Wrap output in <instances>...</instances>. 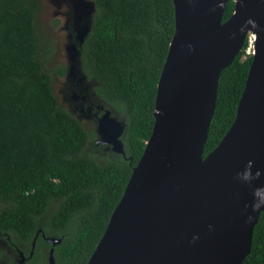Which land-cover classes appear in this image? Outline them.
Wrapping results in <instances>:
<instances>
[{"label": "trees", "instance_id": "1", "mask_svg": "<svg viewBox=\"0 0 264 264\" xmlns=\"http://www.w3.org/2000/svg\"><path fill=\"white\" fill-rule=\"evenodd\" d=\"M91 26L78 55L79 74L112 115L123 118L124 155L97 143L96 126L85 127L63 105L47 59L50 43L37 24L39 0H0V233L19 264L17 247L38 262L61 237L55 264H85L121 197L154 120L159 73L174 31L172 0H93ZM234 1L226 2L222 20ZM247 39L218 77L217 96L203 154L232 123L252 55ZM78 88V87H77ZM80 93L87 94L82 86ZM91 96V95H90ZM82 104V103H80ZM84 106V104H83ZM1 251V250H0ZM241 264H264V208Z\"/></svg>", "mask_w": 264, "mask_h": 264}, {"label": "water", "instance_id": "2", "mask_svg": "<svg viewBox=\"0 0 264 264\" xmlns=\"http://www.w3.org/2000/svg\"><path fill=\"white\" fill-rule=\"evenodd\" d=\"M227 1L172 0L174 31L157 81L151 132L85 264H241L250 251L264 208V0H233L222 20ZM87 6L79 43L90 29L94 1ZM249 31L253 54L234 119L203 154L219 74ZM71 48L68 68L79 64L77 46ZM124 127L106 109L97 120V142L124 155ZM42 236L52 244L48 264H55L53 245L61 237ZM18 254L24 261L19 248Z\"/></svg>", "mask_w": 264, "mask_h": 264}, {"label": "rangeland", "instance_id": "3", "mask_svg": "<svg viewBox=\"0 0 264 264\" xmlns=\"http://www.w3.org/2000/svg\"><path fill=\"white\" fill-rule=\"evenodd\" d=\"M40 5L37 11L36 19L42 33L50 43L52 51L49 53L47 59L48 67L54 72L55 67L62 63L67 66L71 63V44H78L76 38L78 32V26L88 21V11L90 0H39ZM82 13L80 14V12ZM77 14L81 17V22L77 20ZM73 53V52H72ZM77 75V77H76ZM82 78L79 74L77 63L72 67L68 68L66 75H54L53 87L59 101L65 105L68 109L79 117L85 127L90 128L97 125L93 113L101 107H104L100 101L96 99L92 91L93 81L90 79H84L78 81L77 79ZM83 87L84 91L89 95V99L86 97L84 101V108L81 109L80 103L82 102L79 88ZM78 87V88H77ZM91 95V96H90ZM88 106H92V110L88 114ZM83 110V112H82ZM104 108H102V112ZM101 112V113H102ZM117 116V115H116ZM120 120L122 117L117 116ZM93 128V127H92ZM9 247L5 241L0 237V264H6L5 256L6 252L11 253ZM13 256L18 261L17 253ZM45 257L41 256L38 262H30V264H45Z\"/></svg>", "mask_w": 264, "mask_h": 264}, {"label": "bare ground", "instance_id": "4", "mask_svg": "<svg viewBox=\"0 0 264 264\" xmlns=\"http://www.w3.org/2000/svg\"><path fill=\"white\" fill-rule=\"evenodd\" d=\"M249 36H251L252 37V39H253V43H252V45H251V47H250V51H247V48H246V54H250V55H252L253 54V46H254V42H255V37H254V35L249 31L247 34H246V36H245V40H244V42H246V39H247V43L249 44ZM84 40V39H83ZM82 43V42H81ZM81 43H79L78 42V44H77V49H78V55H79V50H80V46H81ZM244 44V43H243ZM248 44H247V47H248ZM243 47V46H242ZM82 76V78L81 79H77L78 81H83L84 79H86L85 78V76L84 75H81ZM76 77H77V75H76ZM83 88V87H82ZM88 98L89 99V95L88 94H83V95H81V99H82V109L84 108V106H83V103H84V101H86V99L84 100V98ZM88 108V110H92V106H88L87 107ZM110 110V109H109ZM110 113L112 114V112H111V110H110ZM97 135H98V133H97ZM97 143H102V142H97ZM102 144H104L105 145V143H102ZM38 235V234H37ZM36 239H37V237H36ZM35 243H36V241H35ZM34 248H35V246H34ZM20 249V248H19ZM23 251V250H22ZM33 251H34V249H33ZM24 253V252H23ZM33 254V253H32ZM25 255V254H24ZM31 257V256H30ZM25 260H26V256H25V259H24V261H22V262H20V264H22V263H24L25 262Z\"/></svg>", "mask_w": 264, "mask_h": 264}, {"label": "flooded vegetation", "instance_id": "5", "mask_svg": "<svg viewBox=\"0 0 264 264\" xmlns=\"http://www.w3.org/2000/svg\"><path fill=\"white\" fill-rule=\"evenodd\" d=\"M80 106H81V109H82V104H80ZM102 108H104V111L102 112ZM105 110H106V108L105 107H101V108H98L94 113H93V116H94V118H95V120L97 121L98 120V117L99 116H101L104 112H105ZM89 112H88V114L90 113V111L91 110H88ZM82 112H83V110H82ZM102 112V113H101ZM105 145L107 146V147H109L110 149H112L111 148V143H105ZM113 150V149H112ZM114 151V150H113ZM117 152V151H116ZM0 237L5 241V243L7 244V241L5 240V238L2 236V234L0 233ZM17 250H18V247L16 248ZM24 252V251H23ZM24 254H25V256H26V260L30 257L29 256V253H26V252H24ZM19 258H20V256H19V254H18V263L20 264V262H19ZM26 260H25V262H26ZM24 262V263H25ZM23 264V263H22Z\"/></svg>", "mask_w": 264, "mask_h": 264}, {"label": "built area", "instance_id": "6", "mask_svg": "<svg viewBox=\"0 0 264 264\" xmlns=\"http://www.w3.org/2000/svg\"><path fill=\"white\" fill-rule=\"evenodd\" d=\"M252 43H253V39H252L251 36H249V44H248V47H247V51H250V47H251Z\"/></svg>", "mask_w": 264, "mask_h": 264}]
</instances>
